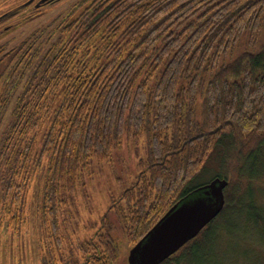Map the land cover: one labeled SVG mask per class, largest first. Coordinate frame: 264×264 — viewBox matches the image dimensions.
<instances>
[{
  "label": "trees",
  "instance_id": "trees-1",
  "mask_svg": "<svg viewBox=\"0 0 264 264\" xmlns=\"http://www.w3.org/2000/svg\"><path fill=\"white\" fill-rule=\"evenodd\" d=\"M59 27L61 41L38 63L0 154L2 161L9 152L0 200L13 229L33 179L42 176L43 207L54 215L91 158L108 160L124 139L145 135L149 147L144 171L121 198L123 229L135 245L202 187L191 184L211 169L224 139L247 175L259 171L264 0H86ZM239 242L264 249V202L229 182L221 213L161 264H223V247ZM90 243V264H117L110 233Z\"/></svg>",
  "mask_w": 264,
  "mask_h": 264
},
{
  "label": "rangeland",
  "instance_id": "rangeland-1",
  "mask_svg": "<svg viewBox=\"0 0 264 264\" xmlns=\"http://www.w3.org/2000/svg\"><path fill=\"white\" fill-rule=\"evenodd\" d=\"M38 1L0 0V154L15 122L18 101L23 94L27 96V86L38 63L52 44L61 41L62 21L86 0H52L47 4H43L44 1L38 4ZM242 50H238L234 58ZM230 146L231 142L224 139L208 162L211 169L203 172L191 186L206 185L221 175L235 182L241 191L249 188L257 202H264V151L259 156V171L249 176ZM227 154L229 157L223 160ZM148 156V141L142 135L137 142L124 139L108 160L91 158L88 170L80 176L76 192L61 194L54 215L43 207L42 176L33 179L21 191L22 206L20 209L16 206V215L22 218L19 230L9 225L12 216L5 214L0 200V264H90V239L98 242L99 236L106 233H110L119 249L117 264H128L135 244L129 241L123 229L121 215L127 214L128 206L121 198L137 182L144 171L141 164ZM85 243L89 244L88 249L83 250ZM236 245L223 247L228 259L223 260L225 264H264L263 248L250 249L251 245L240 242ZM216 260L219 262L221 258Z\"/></svg>",
  "mask_w": 264,
  "mask_h": 264
},
{
  "label": "water",
  "instance_id": "water-1",
  "mask_svg": "<svg viewBox=\"0 0 264 264\" xmlns=\"http://www.w3.org/2000/svg\"><path fill=\"white\" fill-rule=\"evenodd\" d=\"M228 184L213 179L173 206L130 251L128 264H161L196 238L223 210Z\"/></svg>",
  "mask_w": 264,
  "mask_h": 264
},
{
  "label": "flooded vegetation",
  "instance_id": "flooded-vegetation-1",
  "mask_svg": "<svg viewBox=\"0 0 264 264\" xmlns=\"http://www.w3.org/2000/svg\"><path fill=\"white\" fill-rule=\"evenodd\" d=\"M43 1H44V2H43ZM50 1H52V0H39L37 3L39 4V2H43V4H47V3H50ZM35 2H36V1H34L32 4H34ZM37 3H36V4H37ZM38 4H37V5H38ZM43 4H42V5H43ZM37 5H35V6H37Z\"/></svg>",
  "mask_w": 264,
  "mask_h": 264
}]
</instances>
